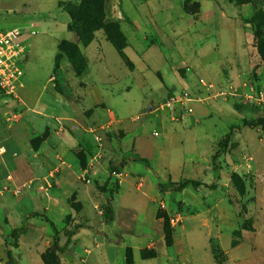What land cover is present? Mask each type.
I'll use <instances>...</instances> for the list:
<instances>
[{
  "label": "rangeland",
  "instance_id": "374dc122",
  "mask_svg": "<svg viewBox=\"0 0 264 264\" xmlns=\"http://www.w3.org/2000/svg\"><path fill=\"white\" fill-rule=\"evenodd\" d=\"M80 1L0 0V30L19 31L24 47L22 86L0 92V154L5 126L21 134L26 84L48 80L69 99L83 86L74 77L101 54L113 64L85 111L97 115L88 145L74 153L84 169L63 170L52 154L57 167H46L29 151L17 174H0V264L10 230L37 211L58 243L48 222L28 216L10 247L14 264H234L226 260L240 243L238 264H264V0H103L121 49L102 28L89 42L77 36L69 10ZM31 19L68 22L77 42L48 24L35 34L25 27ZM46 135L30 145L38 150ZM185 179L215 188L158 187Z\"/></svg>",
  "mask_w": 264,
  "mask_h": 264
},
{
  "label": "crops",
  "instance_id": "0c3cea01",
  "mask_svg": "<svg viewBox=\"0 0 264 264\" xmlns=\"http://www.w3.org/2000/svg\"><path fill=\"white\" fill-rule=\"evenodd\" d=\"M35 8L34 6L32 11ZM46 24H48V28L54 30L51 31L52 35L63 36L65 40L77 42L76 35L68 29V22H41L38 25H34L31 19L29 22H26L25 27L34 31L38 28H46ZM23 38L27 41L26 36ZM95 56L98 57V54H95ZM149 57L150 55L148 56V60L150 61ZM99 58L101 60L94 66V71L91 70L85 76H81L80 79L74 77L75 80L82 82L83 86H77L78 89L76 91L78 93L69 99L56 92L48 80H45V82L38 86H31L29 83L24 86L22 95L26 109L21 114H18V125L21 129V134H14L9 125L5 126L2 136L3 146L1 148L3 152L0 154V174L12 172L17 174V170L26 165L22 155H25V152L29 153V151L32 152V155L38 154L41 156L43 165L46 167H57L48 158L52 154L56 157L58 166L63 170H68V168H83L76 162L74 153L77 150L80 151L82 145H88L89 142L86 140L89 141L91 139L85 132L91 130L89 124L96 119L97 115L96 111L90 114L87 112L85 114V111L89 108L94 109L93 105L98 99L95 100L93 92H100L103 89L104 84L108 82L109 74H111L110 65H113L107 62V58L103 54ZM149 64L152 65L151 62ZM155 68L156 70L160 69L158 67ZM95 76L97 78H94ZM77 85L79 84L77 83ZM66 126L69 128H66ZM46 130L47 135L41 140L40 148L35 150L30 145V140L36 136H41ZM76 133H80L83 136L77 137ZM44 144H47L46 147L50 153L45 152ZM136 162H139V160H136ZM25 216V213H23L22 217H20V225L23 223L22 220H24ZM240 245L241 243L231 248L228 253L229 259L226 261H231L234 264L239 263L238 260L240 258L234 252Z\"/></svg>",
  "mask_w": 264,
  "mask_h": 264
},
{
  "label": "trees",
  "instance_id": "16d2710c",
  "mask_svg": "<svg viewBox=\"0 0 264 264\" xmlns=\"http://www.w3.org/2000/svg\"><path fill=\"white\" fill-rule=\"evenodd\" d=\"M69 14L71 17V24L70 27L74 29L77 36L79 38H83L85 41L89 42L91 40V34L93 31L97 29H104L108 38L112 41V43L119 49L123 48L124 41L122 39V36L117 33L116 36L112 35L110 28L116 29V24L114 22H104L103 20V0H81L78 4L77 9H70ZM75 22H82L81 27L77 25ZM61 47H64V44H61ZM252 105L246 104V105H238L236 107L237 110H242L244 108L249 109ZM231 136V132H228L224 140H227ZM139 160V159H136ZM140 161V160H139ZM201 185L209 188L214 189V184H206V183H200L194 179H185L178 182H171L169 185H162L158 184L159 189L162 192H175V191H181L187 186H190L194 189L199 188ZM110 196L112 194L111 190H108ZM104 212V220L109 221L111 220L112 215V208L109 204H106L103 208ZM40 217L42 220L49 223L52 231H53V239L54 243H58V232L57 228L53 224L52 221H50L45 215H42L41 213L32 212L26 214L24 220L27 219V217ZM169 225L167 223L164 224V231L166 234V242L169 245L170 244V232L168 230ZM26 230V225L22 223L19 227H15L11 229L10 233L6 237L5 241L7 243L6 247V256L7 260L5 264H14L13 263V256L11 251V246H17V241L19 238V235L23 233ZM64 247H62L60 250L63 251Z\"/></svg>",
  "mask_w": 264,
  "mask_h": 264
},
{
  "label": "built area",
  "instance_id": "2783aa9c",
  "mask_svg": "<svg viewBox=\"0 0 264 264\" xmlns=\"http://www.w3.org/2000/svg\"><path fill=\"white\" fill-rule=\"evenodd\" d=\"M24 47L17 30H0V92L15 94L22 86Z\"/></svg>",
  "mask_w": 264,
  "mask_h": 264
}]
</instances>
